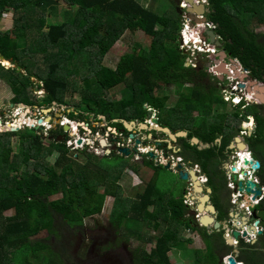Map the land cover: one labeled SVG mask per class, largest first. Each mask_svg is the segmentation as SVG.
<instances>
[{"label":"trees","instance_id":"16d2710c","mask_svg":"<svg viewBox=\"0 0 264 264\" xmlns=\"http://www.w3.org/2000/svg\"><path fill=\"white\" fill-rule=\"evenodd\" d=\"M168 1L172 9L159 15L135 0H0V18L8 12L13 14V28L0 31V56L24 72H18L17 68L6 70L0 64V81L6 83L14 94L12 104L32 110L48 104L70 108L66 104L67 97L79 92L82 93L80 104L73 105L76 110L67 115L69 119L79 121L84 117L90 123L92 117L98 120L107 117L112 123L120 119L114 118L112 107L117 105L108 100L106 94L126 86L131 90L132 98L118 105L122 120L145 124L156 114L163 127L189 132L188 139L179 141L181 157L186 163L203 166L206 173L211 169L217 174L224 152L240 135L241 123L238 119L234 122L231 116L227 125L218 128L216 121L211 122L212 108L217 102L214 93L203 87L185 88L196 79L210 78L204 70L186 67L188 56L180 50L183 17L177 0ZM209 1L212 11L209 20L218 26V34L223 39L229 59L238 60L250 71L253 79L264 83V34L255 32L251 23L255 20L258 25H264V0ZM62 4L65 7L63 14L59 13ZM49 9L56 11V16L46 14ZM60 15L63 18L61 22ZM127 33H141L152 43L135 45L131 53L120 59L115 69L105 66L108 55ZM81 74L89 76L83 78L85 82L96 78L102 91L95 93L90 88H80L73 77ZM34 79L39 83L37 88L42 89L46 96L42 102L36 101L33 94ZM181 84L197 102L194 110L208 102L203 114L210 123L201 130L196 127L182 129L184 126H170L162 121L166 112L179 110L167 108L166 88L174 85L177 88ZM210 88L218 90L216 86ZM247 115L257 119V133L249 142L264 167L263 155L257 149L264 144V108L249 110ZM192 125H195L194 119ZM120 127L125 129L122 123ZM58 128L57 135L55 131L48 133V137L56 136L50 146L44 145L40 131L34 129L28 128L21 135L0 133V264H63L64 257L54 253L51 239L36 240L35 237L46 230L59 235L58 223L84 226L86 220L103 213L108 197L114 198L112 226L124 232L127 242L130 237H136L144 244L133 253L134 264H176L171 255L175 248L187 250L185 245L193 244L192 239L184 236V231L193 226V219L187 218L186 198L157 197L152 183L139 195L138 201L125 197L120 181L129 166L103 169V164L98 166L97 161L103 163L114 158L117 162L130 161L134 157L105 156L100 159L86 148L82 155L89 157V162L81 165L79 156H74L68 148L69 135L64 133V128ZM65 136V142H61V137ZM15 137L18 138L17 153L12 146ZM195 138L206 144H215L223 138V145L221 150L216 146L201 151L191 142ZM55 154L57 158L51 163L49 158ZM145 167L148 171H158V174L167 170L164 166L157 167L150 156H147ZM138 170L141 171H135ZM262 174L261 178L264 177ZM103 186L104 192L99 190ZM61 193L68 195L51 200ZM166 204L169 206L165 207ZM261 208L264 211V203ZM9 211H14V215H5ZM154 211L157 213L153 214ZM166 214L178 221L169 227ZM126 219L131 223L141 222L149 229L150 222H155L152 228L161 230L154 235L131 225L124 227ZM196 230L208 245V258L204 263L220 264L216 243L227 244L223 234H211L203 227ZM150 244L154 246L148 251L146 247ZM247 246L244 253L247 259H251L249 264H257L259 256L255 259L249 253L259 244ZM228 248L233 250V247ZM197 251V257L202 259ZM42 255L49 256L52 262L43 260Z\"/></svg>","mask_w":264,"mask_h":264},{"label":"rangeland","instance_id":"374dc122","mask_svg":"<svg viewBox=\"0 0 264 264\" xmlns=\"http://www.w3.org/2000/svg\"><path fill=\"white\" fill-rule=\"evenodd\" d=\"M138 3H140L143 7L146 9H150L151 11L157 12V14L161 15L164 13H167L169 9H172L171 3L168 0H135ZM182 1L177 0V5L179 8H181ZM65 10L64 4L61 5L59 8V13L63 14ZM46 14L49 16H56V11H53L51 9L46 11ZM181 16L184 19V15L180 11ZM52 20V17L50 18ZM63 20L62 16H59V22ZM185 23V20H183ZM252 23V29L255 30L258 34H264V25H258V23L255 20H251ZM13 28V14L12 12H8L7 14H4L2 18H0V31L6 32L10 31ZM184 28V27H183ZM182 36V34H181ZM152 43L151 40L146 38L141 33H127L126 36L123 38L121 42L118 43V45L113 49V51L108 55L104 65L115 69L118 66V63L120 62V59L125 55L132 52V48L137 44L142 45H150ZM181 46V50H182ZM186 53V52H185ZM188 56V59L190 58V62L192 61V55L189 53H186ZM205 65L210 64L212 60L210 59H202L200 60ZM190 62L187 64V67H191ZM210 62V63H209ZM10 63V62H9ZM9 65V64H8ZM11 66V67H10ZM10 66H5L3 63L1 64L2 68H5L6 70L12 68H17L16 66H13L12 63H10ZM209 67V66H207ZM21 73L24 74V72L21 70ZM213 74H211V71L209 72V81L212 83V86H218L221 91L223 90L224 86L226 88L227 82H225L224 85H218V83L212 79ZM89 76H74L73 79L77 83L80 88L83 90H87V88H90L91 91H94L95 93H100L102 91V88L100 84L97 82L96 78L90 79L88 82H85L83 78H88ZM35 86L33 89V94L36 97V101L42 102L44 101V98L46 97L42 89H38L39 83L34 79L33 80ZM72 90V89H71ZM220 90H216L214 93L215 100L217 101L214 105L213 109V116L212 121H216V126L219 128L220 126L223 127L224 125H227L228 118L234 120V122L240 120H247V112L250 110L258 109V107L253 106L251 107L247 112H242V108L235 109L231 104H227L223 102L222 100V94ZM107 93V92H105ZM164 93H161L160 96H163ZM184 95V96H183ZM182 96V97H181ZM82 97V93H74L71 96L67 97L66 104L70 108H66L65 106L60 105H46V107L43 108H34L33 110L30 107H26L23 105L20 106H14L12 104V99L14 98V94L11 92L10 88L4 83L3 81H0V124L3 125V127H6L9 123H16V124H22L21 131H19V135L23 134L31 124L34 122H38L40 120L41 124L43 125L39 131L41 132V136L44 138V145L50 146L52 142L56 139V136L53 134L52 136L48 137V133L55 131L56 135L59 130L58 127H64V133L69 134V137L71 138V141L68 143V148L74 153L73 155H78V162L81 165H86L89 161V157H85L82 155V152L86 150V148H89L88 152L90 154L95 155L97 158H104V156L107 153L106 149L101 148L99 144V140L101 137H106V140L110 143V139L118 140V146L122 147V149H131L134 145L131 143L134 141V139L130 140L126 137V135H122V133L118 132L115 133L114 131H108L109 126L114 127V125L117 122L109 123L107 119H104V117H100V119H95L92 117L90 119V124L93 129L92 132H88L86 134H81L77 136V132L74 129V124H70L71 121L67 115L70 114V112H73L75 107L74 104H80V100ZM164 97L169 98V102L167 104L168 109H176L179 110H172L170 112H166L162 115V121L164 123L169 124L170 126H184L181 127L182 129H191V128H199V130L205 128V126L209 125L210 121L206 120L204 118V108L208 104L205 103L199 107V109L194 110V108L197 105V102L195 101L194 97L190 95V93L183 87L182 84L178 85L177 88L174 86L167 87L165 90ZM106 98L110 100L112 103L116 104L117 106H113L112 109L114 110L113 116L115 119H119V117L122 115L121 108L118 106L120 102L122 101H128L132 98V92L128 87H117L112 91H108L106 94ZM183 98V99H182ZM220 109L218 112L217 110ZM88 117V116H87ZM236 118V119H235ZM193 119L195 120V125L193 126ZM79 120V119H78ZM85 121L84 117L80 118L79 121L81 122ZM239 121V123H241ZM252 121V120H251ZM12 124V125H14ZM70 124L71 130L66 131L65 125ZM187 125V126H186ZM80 127V126H79ZM75 131H73V130ZM80 129V128H79ZM181 129H178L176 133H181L182 131H179ZM255 131V129H252ZM154 130H146L142 131L140 136H137V139L141 143L147 144V149L141 148L140 151L144 153L146 156L139 160V158H133V160H119L120 162H117L114 159L105 160L103 163L100 161H97V165L104 166L103 169H121V168H127L129 166V170L125 173L123 176V179L120 181L122 184V188L124 191V196L132 199V200H139V195L143 193L146 188H148L151 183L155 187V193L157 197H166V198H183L186 197L185 195V189L187 186V182L182 180L177 174H174L168 170H163V172H160L161 174H156V171H153V169H149L150 171L146 170L148 169L145 167L147 156L149 154H153L155 157H157V161H159V157H164V152L167 151H157L155 147H151V144L156 143V139L158 141H169V138L165 136L163 133H157V138L152 135ZM1 134H4L6 132L1 131ZM71 134V135H70ZM152 136V138H150ZM239 138V137H237ZM182 139V138H180ZM61 142H65V137H61ZM83 141V146L79 147L78 143ZM128 141V142H127ZM179 142V140H178ZM121 144V145H120ZM178 147L172 146V155H179L180 146L179 144H176ZM13 148L16 150V153L18 152V138H14L12 142ZM121 149V150H122ZM177 149V150H176ZM258 151L261 152L264 159V144H260L258 146ZM171 151V149L169 150ZM249 151V150H246ZM121 156H124L121 152H118ZM72 155V154H71ZM168 156L170 154L167 152ZM112 156V155H111ZM110 156V157H111ZM126 157V156H124ZM57 156L56 154L53 155L51 158H49V161L51 163H54ZM163 164H166V159L164 158L161 160ZM167 165V164H166ZM133 169V170H131ZM136 169H141L138 171H135ZM132 171V172H131ZM134 173L136 175H134ZM264 175V171L262 172ZM138 176V177H135ZM100 191L104 192L105 187H101L99 189ZM67 193H61L54 197H52L51 200H57L63 197H66ZM190 205V204H189ZM114 206V198L108 197L105 202V207L102 215H97L93 219H88L85 222V227L83 229H80L77 225L70 226L68 224H61L58 223L60 226V229L58 227V234L59 235H52L49 234V232L43 231L41 234H39L37 237H35L36 240H46L49 238L51 240V245H54V253L58 256L62 255L64 259L63 264H131L133 263V257L134 252L137 251L140 247H144V244L140 243L139 239L136 237H130L129 242L126 241L127 236H125L124 232L117 230L114 228L110 222V218L112 216ZM169 206V205H168ZM167 204L165 207H168ZM156 207H154L155 209ZM153 208H151L152 210ZM153 209V210H154ZM161 211H159L160 213ZM251 212V211H250ZM14 211L6 212L5 215L7 216H13ZM154 213H157V211H154ZM192 210L188 207V210L186 211L187 218L192 215ZM165 217L166 220L170 224L175 223L176 219H174L172 216L166 214ZM156 224L155 222H150V227L152 228ZM229 224V223H228ZM131 225L135 229H140L145 233H153L154 235L160 232L161 228L155 229V228H146L143 223L138 222L136 223L133 221L132 223L126 219L123 223L124 227H130ZM244 229H246V226H243L240 224ZM78 227V228H77ZM112 227V229H115L113 237L115 239H109L107 238L108 230ZM81 230L84 231L83 237L86 236V238L83 239V243L81 244L78 249L76 248L77 239L81 233ZM86 232V233H85ZM184 236L187 239H192V243H187L186 249H177L174 250L171 255L173 262L176 264H205L206 259L208 258L207 252V244L202 239V234L194 229L190 231H184ZM111 237V238H113ZM96 246V250H91ZM153 245H147L146 249L148 251H151ZM93 247V248H92ZM67 248V249H66ZM235 249H237L235 247ZM195 250H198L197 252H200L202 259H199L195 253ZM44 257V258H43ZM41 258L43 260H46L47 262H52L51 258L47 255H42ZM53 258V257H52ZM90 258V259H89ZM118 259V261H116ZM125 260V261H124ZM39 264V263H38ZM51 264V263H50ZM215 264V263H213Z\"/></svg>","mask_w":264,"mask_h":264},{"label":"flooded vegetation","instance_id":"af4514ba","mask_svg":"<svg viewBox=\"0 0 264 264\" xmlns=\"http://www.w3.org/2000/svg\"><path fill=\"white\" fill-rule=\"evenodd\" d=\"M5 63H9V62H5ZM5 63L3 62L4 65H5ZM199 87H201V88L203 87V89H206L207 91H209V93H215L216 92L214 89L212 91L210 88V87L215 88V86H212V83L209 80H204V79L202 81L196 79L195 83H192V84L189 83L186 85L185 88L186 89H196ZM216 87L218 90L221 91V89L218 86H216ZM237 93H239V94H237ZM221 94H222L223 101L226 103V99H230L233 101L234 100L233 97H235L236 95L237 96L240 95L242 98H245L246 95L249 94V92H248V87L245 90H239L236 86V89H233L231 87H226V88L224 87L223 90L221 91ZM255 95H256V92L254 91V94H252L251 96H255ZM250 98H252V100H253V97H249V99ZM231 105L233 106V103H231ZM247 105L251 106V103H247ZM263 108H264V106H263ZM119 119L120 120H117V121H119V124L116 123L117 124L116 129L118 130V132L122 133V135H126L127 138H128V136H130L128 138L130 140H132V136H134V141L131 143L134 146H133V148L130 149V150L134 151V148H136L138 146L139 140L137 139V136L139 137L141 132L146 131V130H140L139 129L140 123H136L137 127L135 128L134 131L126 130L123 127L121 128L120 125H121V123L123 124L124 120L121 119V116L119 117ZM152 119L153 118L149 119L147 121V123H145V124H147L148 126H151L152 124H150L149 122ZM113 122H115V121L113 120L112 123ZM158 126L165 128V127H163V125L161 123H159ZM245 129L247 130L248 128H245ZM257 130L258 129H257V125H256V130H255L254 135H256ZM172 132L174 134H177L176 133L177 131H172ZM157 133H162V132H158L157 130H154L152 135L155 136V138H157V136H156ZM187 133H188V137L185 139L189 138L190 133L189 132H187ZM244 134H245V136L243 138L244 144H239L237 141V138H235L229 144L226 151L224 152L225 157L223 156V159L221 161V167H220V169L216 170V171H218L217 174H215V172L210 169L207 172L209 174L208 175L204 171L203 166L202 167L200 166V170H201L202 174H204L208 179L207 183L204 184L205 185L204 186V192L201 193L200 195L201 196H204L207 194L210 195L211 201L217 209V214H215L214 216L216 217L217 221L221 223V227L219 229L212 227V228H208V230L211 234L222 233L223 238L226 240V243H227L226 245H222V243H220L218 245V243H216V246L219 247V250L217 251V256L219 257L220 264H224V259L228 255H231V254H235V256L237 257V260L239 262H244L245 264H249L251 259H247L246 253H244L245 249L248 247L247 244H251V245L259 244L258 248L250 249L249 256L254 257L255 259L257 256H259V258L256 260L257 264H262V262L264 261V242H263L264 241V211L261 208L263 203H264V177H262V178L260 177V174L264 171V167H263V165H261V169H259L257 171H254L251 168V173H254L253 176L259 177L260 180H259L258 185L260 186L261 190L263 191V194L261 196H259L257 199V200H259L258 204L255 203V201L253 199L254 194L246 195L245 191L242 192L240 190L239 182H240V178H242V176H239L238 180L234 177V174H235L234 169L241 168V175H243V172H244V169H242V163H241L242 157H241L240 152H244L246 150H249V152H252L254 156H257V153L252 149L250 142H249V140L252 139L251 133L244 131ZM164 135L169 138V141H158V139H156V143L151 144V147L152 146L155 147L156 150L160 151V152L161 151H167L170 154V156H168V155H166L167 152H164V157L158 156L159 162L161 163L160 166H164V164H163V162H161V160H163L165 158L166 161H170V164H174L173 167H175V163L178 162L179 158H181L182 149L180 148L179 155L178 154L172 155V149H173L172 146L178 147L176 144H179V145H181V144L178 141L177 142L173 141L170 136H168L166 134H164ZM150 138H152V136ZM195 139H197V138H195ZM180 140L181 139H179V141ZM193 140L194 139L191 140L192 144H193ZM199 141L201 142V144H203L207 147V148H204L202 150L201 149L202 146H198L201 151L210 150L216 146H217V149L221 150L222 145H223V138L217 140V142L215 144H206V143H203L201 140H199ZM117 143H118V140L110 139V143H108V145H109L108 150L111 153H110V155H108L106 153V155H105L106 158L110 157L111 155L112 156H121L118 152H121L122 147H119ZM99 144H100V142H99ZM100 146H101V144H100ZM208 146H209V148H208ZM241 147L244 150H242ZM141 148L147 149V144L140 142V146H139V152L140 153L138 155H134V153H132L131 157H135V158L138 157L139 160H142L146 155L140 151ZM170 149H171V151H169ZM243 158L249 159L251 157L243 156ZM257 161H259L258 158H257ZM156 165H157V162H156ZM160 166L157 165V167H160ZM189 166L191 168L193 167L194 169L196 168V165H194L192 162L189 163ZM153 171H155V170L153 169ZM156 174H158V171ZM211 177H213L214 179ZM212 180L214 181V183H212ZM243 181L246 184V182H247L246 177H244ZM187 183H188L187 184L188 186H186L185 192L189 191L193 196L196 195L194 184L192 182L191 183L187 182ZM208 188L212 189V193L208 192ZM239 192L242 193L243 195L238 197L237 195ZM197 196H199V195H197ZM236 197H238V198H236ZM200 204H201V202L199 200H196L195 205H192V207H191V210L193 213H192V215H190L189 218L193 219V226L192 227L190 226L189 230L201 228V227H199V225H200V219L203 216V214L201 212H199V209H198ZM91 219H93V217ZM110 222H111V218H110ZM238 223L245 225L246 229H244V228L240 229V227L237 225ZM85 226L86 225L81 226L80 229H83ZM114 231H115V229H112V227H111L108 230L107 238L115 239V237H113L114 235H116L114 233ZM236 231H239L242 234V236L240 238H235L234 232H236ZM243 231H250L249 235L252 234V236H250V238H249L250 239L249 242H247L248 240H246L243 237V234H244ZM260 232H262V234H260ZM83 233H84V231L81 230V233L77 239V244H76L77 249L83 243V239L86 238V236L83 237ZM111 237H113V238H111ZM230 239L233 241V243L237 242V247H236L237 249H235L234 246L230 245V243H229ZM228 247H233V250H229ZM95 248H96V246H94V248L91 250V254H92V251L96 250ZM260 252L262 254H260ZM116 261H118V259ZM131 264H134V262L133 263L131 262ZM263 264H264V262H263Z\"/></svg>","mask_w":264,"mask_h":264},{"label":"clouds","instance_id":"9594fccd","mask_svg":"<svg viewBox=\"0 0 264 264\" xmlns=\"http://www.w3.org/2000/svg\"><path fill=\"white\" fill-rule=\"evenodd\" d=\"M181 1H182V4H181V8H180L179 11H181L182 14L184 15V19L183 20H185V23H184V21L182 23V26L184 28H182V32H181L182 36L180 35V37H181L180 38V45L182 46L183 49L181 50V47H180V50L182 52H184V53L186 52V53H189V54L192 55V61L190 62V58L187 60L188 63L190 62L191 68H193L195 70H198V71L204 70V71H206L208 76H209V72L211 71V74L214 75V76H212V79H214L218 83V85H221V86L224 85L225 82H227L226 87H231L233 89H236V86H237V88L239 90H245L248 87V92H249V90H251V92H254V91L258 90V87H264V83H262V82H260V81H258L256 79H253L252 74L250 73V71L246 70L244 68V66L242 65V63H240L238 60H235V59H229V56L227 54V51H226L225 47H224V49H220L214 43H212V41H211L212 38L209 36V33H211V32L216 35L217 40H219L221 43H223V39L218 34V30H219L218 26L214 25L209 20V15L212 14V11L210 9V1L209 0H193L195 6H198V7L204 6L206 8V10H209L211 13L208 14L207 11H206V14L199 15L195 11L192 17L190 16V13H189V10L191 8H193L192 5H189L184 0H180V2ZM195 20H197L198 22H195ZM224 53L227 55V57H225V58L222 57V55H224ZM204 58L210 59V60H212V62L211 63L209 62L210 64H208V65L206 64L205 65L203 62L200 61V60H202ZM2 63L3 62H0V64H2ZM187 64H186V67H187ZM207 66H209V67H207ZM222 67L225 68V70H223V72H222V70H220ZM188 68H190V67H188ZM209 78H211V77H209ZM241 86H245V87L243 88ZM251 92H249V94H247L245 98H242L240 95H238V96L236 95L235 97H233V99H234L233 101L230 100V99H226V103H228V104L233 103V107H235V109L242 108V112H247L253 106L263 107L264 104L257 97V95H261L260 91H258L259 93H257L255 96H251L252 94H254V93L251 94ZM237 94H239V93H237ZM249 97H253V100H250ZM236 100H239L240 102L238 104H236ZM247 103H251V106H248ZM154 117L157 118L156 114H155ZM104 119H107V117L106 118L104 117ZM40 121H42V120H40ZM40 121H38V122H40ZM38 122H34L32 126H29L30 127L29 129H34L36 131H39V129H41V127L43 125L42 126L39 125ZM115 122H117V121L115 120ZM125 122H127L129 124L136 123V122H128V121H125ZM149 123L151 124V121ZM12 124H14V123H9L8 125H12ZM70 124H74V127L78 128V130L76 131L77 132V136L81 135L82 133L86 134L88 132H92V133L94 132L92 127H91V124L86 122V121H84V122L74 121L72 123L70 122ZM70 124L65 125L66 126L65 130H66V128H68L69 131L71 130L70 129L71 128ZM117 124H119V121H118ZM139 125H147V124H139ZM256 125H257V129H258V123H257V119L255 118V116L247 117V120L242 121L241 124H240L241 132H240L239 138L236 137L237 140L241 139L242 143L244 144V142H243V138L245 136L244 131H247L248 133H251V137L253 138L255 136L254 135L255 131L252 130V129L256 130ZM151 126H149V127H151ZM36 127L38 129H36ZM61 128H64V127H61ZM245 128H248V129L246 130ZM108 129H109V131H114L115 133H118V130L115 127L109 126ZM12 134H14V133H12ZM67 135H69V134H67ZM66 138L67 137L65 136V139ZM70 141H71V138H70ZM102 141L106 142L107 144L109 143L106 140V137H101V139L99 140L100 144H101ZM81 142H83V141H81ZM78 145H79V143H78ZM83 145L84 144L82 143V145H79V147H81ZM240 154H241V157H242L241 158L242 169H244V171H246L248 173V175L247 176L244 175V174L241 175V168H239V169L237 168L238 171L235 172L234 176L236 174L238 175L237 180L239 179V176H242V178H240V181H243L244 177H246L247 182L249 180L253 179L254 182L257 183V185H258L259 180H260L259 177H254L253 176L254 173H251L252 166H246L245 165V162H246L245 159L246 158H243V156L251 157L250 159L247 158L250 162L254 161L255 163H260V164H261V162L257 161V156H254L252 152L244 151V152H240ZM149 156H150V154H149ZM154 162H158V161L154 160ZM166 164L169 165L170 161H167ZM166 164H164V166ZM171 165H172V168H175V167H177L179 165H183L185 169H188V170L194 169L193 167L191 168L189 166V163H186L183 160L182 157L179 158L178 162L175 163V167H173L174 164H171ZM194 170H196L199 173L202 183L206 184L208 179H207V177L204 174H202V172L200 170V166H196V168ZM134 175H136V174L134 173ZM135 177H138V176H135ZM247 182H246V184H247ZM239 184H240V182H239ZM246 184H245V188H246ZM262 193H263V191H262ZM245 194L246 195H250L252 193H248L245 190ZM185 195H186L185 204L188 205V207L191 209L192 205H195V201L192 198L193 195L189 191H186ZM242 195L243 194L239 192L237 196L239 197V196H242ZM238 197H236V198H238ZM191 203H193V204H191ZM255 203L258 204L259 200H255ZM237 225L240 227V229L243 228L240 225V223H238ZM200 226L203 227L201 224H200ZM243 226H245V225H243ZM203 228H205V227H203ZM187 231H190V230L188 229ZM244 232H248L249 233L250 231H243V233ZM250 236H252V234L248 235V237H246V238L244 237L246 240H248L247 242L250 241V239H249ZM231 246H233V245H231ZM234 247H237V244H235ZM232 256H235V254L228 255L224 259V264H230L229 259ZM236 259H237V257H236ZM238 264H245V263L238 261Z\"/></svg>","mask_w":264,"mask_h":264},{"label":"water","instance_id":"95a60500","mask_svg":"<svg viewBox=\"0 0 264 264\" xmlns=\"http://www.w3.org/2000/svg\"><path fill=\"white\" fill-rule=\"evenodd\" d=\"M185 2H187L189 5H192L193 8H191L189 10L190 16L192 17L194 12L196 11V13H198L199 15H204L206 14V11L208 14H210L211 12L209 10H206V8L204 6L202 7H198L195 6L194 1L193 0H184ZM195 22H198L197 20H195ZM209 36L212 38V43H214L218 48L220 49H224L225 45L223 43H221L219 40H217V37L214 33H209ZM225 51V50H224ZM222 57H227V55L224 53V55H222ZM0 62H5L4 58L0 56ZM17 71L21 72V68L17 67ZM223 72V70H222ZM241 87H245V86H241ZM261 95L260 98H258L263 104H264V87H258ZM249 92H251V90H249ZM39 124H41V121L38 122ZM160 120L156 117H154L151 120V124L152 126L149 127L147 125H140L139 129L140 130H157L158 132H162L168 136L171 137V139L175 142H177L180 138L185 139L188 137V133L187 132H181V133H177L174 134L170 129L168 128H162L159 127ZM2 124V123H1ZM0 124V130L4 131L6 133H18L21 130V126L22 125H18V124H14V125H7L6 127H3ZM126 130L129 131H134L135 128L137 127L136 123H127V122H123ZM33 124H31L30 126H32ZM36 129H38L36 127ZM66 131H69L68 128H66ZM132 139H134V136H132ZM239 144H243L241 143L242 140L238 139L237 140ZM79 145H82V142H79ZM193 145L194 146H202L201 149L203 150L204 148H207L205 145L201 144V142L198 139H194L193 140ZM139 146H140V142L138 141V146L136 148H134V151L130 150V149H122L121 153L126 156L127 158H130L132 156V153H134V155H138L139 154ZM246 146V145H245ZM101 147L103 149L108 150L109 149V145L106 142H101ZM247 147V146H246ZM209 148V146H208ZM242 148V147H241ZM242 150H244L242 148ZM110 151H107V154L110 155ZM150 157H152L153 160L157 161V157H155L153 154H150ZM245 165L246 166H252V169L254 171H257L261 168V164L260 163H255L250 162L247 158L245 159ZM157 165H161V163L158 161ZM165 169L169 170L172 173L177 174L182 180L186 181V182H193L194 184V188L196 191V195H194L192 198L193 200L196 202V200H199L201 202V204L199 205V212H201L203 214V216L200 219V224L205 227V228H212L215 227L216 229H219L221 227V223L217 221L216 217L214 216L215 214H217V209L216 207L213 205L212 201H211V197L209 194L201 196L200 194L204 192V184L202 183L201 179H200V175L199 173L194 170V169H185L183 165H179L175 168H172V165H165L164 166ZM234 171H238V169H234ZM244 175H248V173L246 171L243 172ZM236 179L238 178V175L236 174L234 176ZM240 190L243 191H247L248 193H252L254 194V201L257 200V198L259 196H261L262 190L260 188L259 185H257V183L254 182L253 179L249 180L246 184V188H245V183L244 181H240ZM208 192L212 193V189L208 188ZM199 195V196H197ZM254 206V205H253ZM239 230V229H238ZM260 234H262V232H260ZM249 233L248 232H244L243 237H248ZM234 236L235 238H240L242 236V234L239 231L234 232ZM230 244L235 246V243H233L231 240H229ZM230 264H238V261L236 259L235 256L230 257L229 259Z\"/></svg>","mask_w":264,"mask_h":264},{"label":"bare ground","instance_id":"6f19581e","mask_svg":"<svg viewBox=\"0 0 264 264\" xmlns=\"http://www.w3.org/2000/svg\"><path fill=\"white\" fill-rule=\"evenodd\" d=\"M200 22H201V21H200ZM6 62H7V61H6ZM4 63H5V62H4ZM8 64H9V65H8ZM5 66H10V63H5ZM10 67H11V66H10ZM220 70H225V68L222 67ZM258 91H259V89L255 91L256 94L259 93ZM252 93H254V92H251V94H252ZM257 97L260 98V95H257ZM250 100H252V98H250ZM20 125H22V124H19V126H20ZM21 127H22V126H21ZM74 128H75L76 131L78 130L77 127H74ZM249 159H250V158H249Z\"/></svg>","mask_w":264,"mask_h":264},{"label":"built area","instance_id":"2783aa9c","mask_svg":"<svg viewBox=\"0 0 264 264\" xmlns=\"http://www.w3.org/2000/svg\"><path fill=\"white\" fill-rule=\"evenodd\" d=\"M200 34V33H199ZM216 71V70H215ZM228 101V100H227ZM240 101L239 100H236V104H238ZM191 204H193V203H191Z\"/></svg>","mask_w":264,"mask_h":264}]
</instances>
